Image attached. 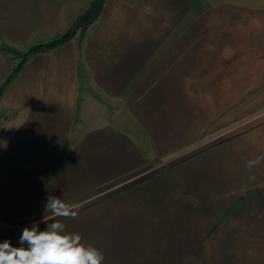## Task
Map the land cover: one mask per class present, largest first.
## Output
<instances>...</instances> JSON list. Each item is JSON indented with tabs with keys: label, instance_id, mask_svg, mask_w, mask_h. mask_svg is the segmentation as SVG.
I'll return each mask as SVG.
<instances>
[{
	"label": "crops",
	"instance_id": "0c3cea01",
	"mask_svg": "<svg viewBox=\"0 0 264 264\" xmlns=\"http://www.w3.org/2000/svg\"><path fill=\"white\" fill-rule=\"evenodd\" d=\"M90 2L0 0V84ZM262 155L264 0H104L0 92V240L59 219L102 264H264Z\"/></svg>",
	"mask_w": 264,
	"mask_h": 264
},
{
	"label": "clouds",
	"instance_id": "9594fccd",
	"mask_svg": "<svg viewBox=\"0 0 264 264\" xmlns=\"http://www.w3.org/2000/svg\"><path fill=\"white\" fill-rule=\"evenodd\" d=\"M262 161L264 155L246 161L248 172ZM45 212L57 218L76 219L79 206L48 195ZM19 243L21 246L17 247L8 240L0 242V264H102L105 259L101 250L82 243L81 234L66 231L59 219L46 223L44 230L35 223L31 228L25 227Z\"/></svg>",
	"mask_w": 264,
	"mask_h": 264
},
{
	"label": "trees",
	"instance_id": "16d2710c",
	"mask_svg": "<svg viewBox=\"0 0 264 264\" xmlns=\"http://www.w3.org/2000/svg\"><path fill=\"white\" fill-rule=\"evenodd\" d=\"M72 35H73V32H72V27H71V28L65 30L63 33L56 36L55 38L51 39L48 42L39 43V44L31 46L27 51H25L22 54L21 60L13 67V69L6 76L5 80L0 84V92L2 91V89L4 88V86L8 82V80L21 67L22 63L26 60V58L29 54H32V53L39 51V50H46V49L58 46V45L64 43L65 41H67ZM0 242H3V241L0 240ZM13 246H16V245H13Z\"/></svg>",
	"mask_w": 264,
	"mask_h": 264
},
{
	"label": "water",
	"instance_id": "95a60500",
	"mask_svg": "<svg viewBox=\"0 0 264 264\" xmlns=\"http://www.w3.org/2000/svg\"><path fill=\"white\" fill-rule=\"evenodd\" d=\"M104 0H91L87 9L79 16L78 20L72 27V32L76 30H84L98 16Z\"/></svg>",
	"mask_w": 264,
	"mask_h": 264
},
{
	"label": "rangeland",
	"instance_id": "374dc122",
	"mask_svg": "<svg viewBox=\"0 0 264 264\" xmlns=\"http://www.w3.org/2000/svg\"><path fill=\"white\" fill-rule=\"evenodd\" d=\"M234 131H235V130H234ZM185 152H186V150H185ZM169 163H170V161H166V160L160 161V160H158V157H157V158H154V159H153V164L147 166V167L145 168L146 171H144V172L140 171V173L135 177V180L138 179V178L144 177V176H146V175H148V174H150V173H154V172L160 170L161 168L166 167ZM132 176H134V175L131 174L130 176H127V178L124 179V180H128V179L131 178ZM120 181H121V180H120ZM129 181H133V179H130ZM126 182H128V181H126ZM126 182H125V183H126ZM116 183H118V181H115L114 183H111V184L107 185L106 188H108V187H109V188H110V187H113V185H115ZM107 191H109V190H107ZM107 191H106V192H107Z\"/></svg>",
	"mask_w": 264,
	"mask_h": 264
}]
</instances>
